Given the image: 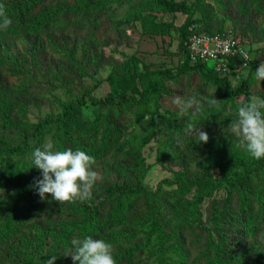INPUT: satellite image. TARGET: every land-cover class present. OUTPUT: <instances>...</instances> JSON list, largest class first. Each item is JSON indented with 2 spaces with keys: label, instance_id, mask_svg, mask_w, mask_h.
<instances>
[{
  "label": "rangeland",
  "instance_id": "1",
  "mask_svg": "<svg viewBox=\"0 0 264 264\" xmlns=\"http://www.w3.org/2000/svg\"><path fill=\"white\" fill-rule=\"evenodd\" d=\"M185 1L196 9L198 29L230 32L249 48L250 64L224 75L229 88L246 82L251 97L264 99V81L253 77L264 62V0ZM185 19L154 0H0V137L29 146L12 166L0 156V264H44L42 245L49 240L60 250L58 264H73L64 254L78 238L64 241L60 234L94 215L100 227L93 238L110 244L115 264H264V168L243 187L211 197L161 185L178 173L200 176L219 153L248 155L228 126L244 95L225 99L224 84L190 71L165 80L163 91L145 104L88 105L67 126L49 125L31 135L83 94L109 96V77L123 76L134 59L152 81L159 82L160 69L177 72ZM190 97L199 103L183 109ZM199 129L207 142L198 143ZM44 142L93 158L96 179L86 194L65 202L51 194L40 198L34 187L40 170L31 154ZM160 185L151 203L143 191ZM196 198H202L196 218L177 208ZM154 224L161 227V243ZM217 247L227 262L217 260Z\"/></svg>",
  "mask_w": 264,
  "mask_h": 264
},
{
  "label": "trees",
  "instance_id": "2",
  "mask_svg": "<svg viewBox=\"0 0 264 264\" xmlns=\"http://www.w3.org/2000/svg\"><path fill=\"white\" fill-rule=\"evenodd\" d=\"M155 3L164 11L177 14L180 13L186 16L182 26L179 28L181 42L180 47L183 52V60L179 65L177 72L172 69L165 68L156 72L159 77V82L149 80L150 72L141 69L139 62L133 60L131 65L127 66V70L123 76L116 77L111 75L109 77V84L111 86V93L105 98H95L89 94H83L81 97L74 101H70L64 105L62 112L56 116H47L43 121L39 122L31 132L32 136L38 135L47 126L61 125L67 126L76 117L80 116L82 110L88 105L95 107H117V106H138L145 104L149 97L160 94L164 89L165 80H175L179 76L186 74L190 71L199 72L206 80L216 84H224L223 96L225 99H232L239 95H244V101L247 102L251 98V93L248 90L246 82H242L234 89H230L228 79L226 76L215 73L211 66L208 64L195 63L192 64L188 57L185 47L186 35L188 28L194 24L193 18L196 14L194 5L188 4L185 0H154ZM197 28V27H196ZM198 29V28H197ZM200 30V29H198ZM204 31V30H202ZM208 32V31H206ZM212 33V32H208ZM241 104V105H242ZM29 146L28 144L13 145L10 141L0 137V156L7 166H12L15 158L24 155ZM264 168V159H252L249 155H226L219 153L215 158L210 159V163L203 167V173L192 179L187 177L184 173H178L174 179H165L162 184H175L177 189L182 195H187L193 190H199L201 197H211L216 192L228 188H241L243 187L244 180L250 176L255 175L262 171ZM212 170H219L220 175L215 177ZM19 188L21 182H17ZM161 185L155 192H145L151 203H154L161 192ZM202 198L179 202L177 208L188 214L190 217H197L198 206ZM100 224L96 215L90 216L83 224H78L66 234H60L64 237L63 240L67 241L73 235H76L78 240L84 236L93 237V233L99 229ZM154 228L155 240L161 243V227L158 224L152 226ZM52 241V240H51ZM51 241H47L42 245V251L45 254L44 262L52 255L56 256L54 264H58V256L60 250L57 245H51ZM67 248L69 245L66 246ZM66 252V249L64 250ZM217 260L220 262H227L224 257L225 250L217 247L215 250Z\"/></svg>",
  "mask_w": 264,
  "mask_h": 264
},
{
  "label": "clouds",
  "instance_id": "3",
  "mask_svg": "<svg viewBox=\"0 0 264 264\" xmlns=\"http://www.w3.org/2000/svg\"><path fill=\"white\" fill-rule=\"evenodd\" d=\"M8 23V19L3 18L2 25ZM253 77L264 81V62L255 68ZM174 102L181 105L179 99ZM198 103V98L190 97L181 106L188 109ZM215 103V99L210 101L211 105ZM228 126L252 159H264V99L253 96L240 105L236 118L230 120ZM208 138L206 132L198 130V143L207 142ZM31 158L32 166L40 170V178L35 180L34 187L41 199L51 194L54 201H70L77 195L86 194L96 179V173L91 170L93 158L80 149L56 150L50 142H44L32 151ZM64 255L71 256L73 264H115L110 244L87 235L70 241L68 254ZM55 259L52 255L44 264H54Z\"/></svg>",
  "mask_w": 264,
  "mask_h": 264
},
{
  "label": "built area",
  "instance_id": "4",
  "mask_svg": "<svg viewBox=\"0 0 264 264\" xmlns=\"http://www.w3.org/2000/svg\"><path fill=\"white\" fill-rule=\"evenodd\" d=\"M185 47L192 64L212 62L209 66L222 76L239 71L241 65L247 66L252 60L249 48L239 37L230 32L208 33L194 25L188 28Z\"/></svg>",
  "mask_w": 264,
  "mask_h": 264
}]
</instances>
